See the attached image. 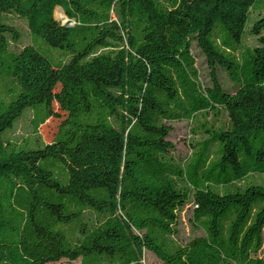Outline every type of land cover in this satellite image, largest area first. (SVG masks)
<instances>
[{
  "label": "trees",
  "instance_id": "1",
  "mask_svg": "<svg viewBox=\"0 0 264 264\" xmlns=\"http://www.w3.org/2000/svg\"><path fill=\"white\" fill-rule=\"evenodd\" d=\"M9 13L33 37L18 51ZM26 111L36 140H13ZM177 120L201 137L187 161L169 139ZM190 202L205 234L181 244ZM262 248L264 0H0V264H144L145 250L264 264Z\"/></svg>",
  "mask_w": 264,
  "mask_h": 264
},
{
  "label": "rangeland",
  "instance_id": "2",
  "mask_svg": "<svg viewBox=\"0 0 264 264\" xmlns=\"http://www.w3.org/2000/svg\"><path fill=\"white\" fill-rule=\"evenodd\" d=\"M4 18L7 19L8 22L12 23L15 27H17L21 33V39L17 44H12L11 49L18 51L24 45L33 42V37L31 35L28 23L26 19L19 17L15 13L4 14ZM54 16L56 20H58L62 24H68L72 21L66 19V13L63 8L57 6L54 11ZM74 22V21H73ZM255 37L251 35H247L245 37V43L247 45L255 44ZM192 52L196 58L197 66L201 73V80L204 85H211V74L210 68L208 66L206 57L200 48L194 44ZM57 60L61 59L63 56L54 51L52 53ZM218 79L225 90H233L234 85L233 81L230 78L229 73L221 68H217ZM224 117V116H223ZM222 117V118H223ZM31 113L26 111L24 115L17 121L15 128L12 131H9L7 135L16 141H20L22 139H30L32 141L36 140V132L33 130V127L30 124ZM172 125V130L169 135V139L174 143L175 155L182 161H187L193 153L192 140L201 139L199 134H195L192 131V127L195 124L190 123L189 120H177L170 123ZM57 125V120L52 119L48 124H46L42 132L44 134L45 139H49L52 135L55 127ZM193 203H187L179 210V232L174 237V239L178 243H185L190 238L197 235H204L205 230L202 227H198L193 221ZM258 255L264 258V248L260 249ZM143 262L144 264H163L162 260L158 258L153 252L145 250L143 254ZM46 264H81V260H69L67 258H63L60 261L56 262H48Z\"/></svg>",
  "mask_w": 264,
  "mask_h": 264
},
{
  "label": "water",
  "instance_id": "3",
  "mask_svg": "<svg viewBox=\"0 0 264 264\" xmlns=\"http://www.w3.org/2000/svg\"><path fill=\"white\" fill-rule=\"evenodd\" d=\"M66 19H69V17L66 16ZM73 24H74V22L72 21V22L68 23L67 25L70 26V25H73Z\"/></svg>",
  "mask_w": 264,
  "mask_h": 264
}]
</instances>
